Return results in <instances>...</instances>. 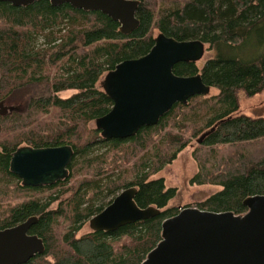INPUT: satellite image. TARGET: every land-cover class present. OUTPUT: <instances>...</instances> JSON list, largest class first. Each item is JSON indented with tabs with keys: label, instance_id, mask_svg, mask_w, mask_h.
<instances>
[{
	"label": "trees",
	"instance_id": "1",
	"mask_svg": "<svg viewBox=\"0 0 264 264\" xmlns=\"http://www.w3.org/2000/svg\"><path fill=\"white\" fill-rule=\"evenodd\" d=\"M139 1L140 26L130 34L122 33L120 23L100 11L68 3L54 6L49 0L19 7L0 1V100L20 108L0 115V198H23L11 208L0 207V230L36 217L30 233L45 244L44 253L24 264H141L162 240L163 221L180 211L167 208L178 189L167 187L164 178L151 177L188 146L181 132L190 130L191 124L194 137L215 128L200 143L208 149L214 167L201 163L191 183L222 188L196 207L241 215L248 211L246 198L264 195V157L239 152L235 158L219 160L217 155L219 146L264 139V117L239 114L237 95L239 90L249 96L264 90V0H163L160 7L154 0ZM156 30L178 40L209 44L215 56L202 68L193 62L179 63L174 72L201 73L219 93L177 103L157 125L145 126L133 137L104 139L90 123L107 114L113 101L98 83L119 63L150 52ZM256 33L261 38L258 54L247 58L237 53ZM39 39L43 40L40 46ZM39 88L45 90L40 93ZM69 90L75 93L60 97ZM170 123H174L170 129L177 128L181 134L171 130L163 134ZM157 136L162 137L160 144L149 150ZM63 145L74 149L70 175L63 181L24 186L10 170L11 157L19 147ZM78 172L88 176L67 188ZM64 186L57 194H43ZM130 187L137 188L140 207L154 205L163 212L114 232L77 236L86 221ZM67 193L70 196L52 209ZM62 220H68L69 226L58 235Z\"/></svg>",
	"mask_w": 264,
	"mask_h": 264
},
{
	"label": "water",
	"instance_id": "2",
	"mask_svg": "<svg viewBox=\"0 0 264 264\" xmlns=\"http://www.w3.org/2000/svg\"><path fill=\"white\" fill-rule=\"evenodd\" d=\"M13 6H28L39 0H0ZM85 11H100L120 23L124 34L140 26L139 0H49ZM206 53L199 39L178 40L160 32L146 55L128 59L108 71L101 87L113 101L111 110L95 120L104 139L130 138L145 126L157 125L177 104L195 96H208L212 87L202 74L178 75L179 63H198ZM19 108L0 101V115ZM215 128H212L214 131ZM204 133L200 144L212 132ZM74 156L71 145L19 147L12 155L10 170L24 186H51L67 179ZM137 188L119 192L113 201L90 220L92 231L114 232L119 228L160 215L154 205L142 208L136 202ZM245 214L215 212L186 207L162 224V240L141 264H264V195L244 200ZM36 217L0 230V264H24L45 251L44 240L30 233Z\"/></svg>",
	"mask_w": 264,
	"mask_h": 264
},
{
	"label": "rangeland",
	"instance_id": "3",
	"mask_svg": "<svg viewBox=\"0 0 264 264\" xmlns=\"http://www.w3.org/2000/svg\"><path fill=\"white\" fill-rule=\"evenodd\" d=\"M161 2L163 0H154V3L158 7H160ZM160 32L156 30L154 32V36L156 37ZM261 38L259 37V34H253L249 40L244 44L242 47L238 49L237 53L244 54L247 58H252L258 54V52L261 49ZM43 44V40L39 39L37 41V45L40 46ZM215 56V50L210 49V45L206 44V53L204 58L197 63V65L202 68L205 62ZM56 71V70H55ZM106 74V73H105ZM105 74L101 78V80L98 83V86L100 87V83L102 79L104 78ZM38 91L43 92L42 88L37 89ZM75 91L69 90L61 92L59 95L62 98H67L73 95ZM219 92L216 88H212L211 93L208 96H214L217 95ZM238 102H239V114H244L251 117H264V90L254 96H249L246 94L245 91L239 90L238 91ZM7 104H14L8 102ZM16 104V103H15ZM17 105V104H16ZM19 105V102H18ZM20 106L23 108L24 104L20 102ZM174 123L169 124V128L163 132H169V130L174 131L178 134H183L184 138L188 140V146L184 148L176 157L175 160L172 161V163L166 165L160 172L153 175L151 179H157V178H164L165 183L167 187H176L178 189V193L174 199H172L168 205L167 208H178L179 210L184 209L186 207H196L197 204L205 201L207 198H209L211 195L217 193L222 188L218 185L213 184H192L191 179L200 171V164L204 163L207 164L208 168L214 167V160L213 158L208 159L209 152L208 149L204 146L200 147V144L197 142V139L201 137L202 134H200L197 137L193 136L192 131V124L189 125V129L185 130L184 132H179L177 128L170 129V125H173ZM90 128L94 129L96 128L95 121L90 123ZM7 133V132H6ZM8 134V133H7ZM7 136V135H6ZM9 138H11V134L8 135ZM2 137H5L2 135ZM1 137V138H2ZM162 138V137H161ZM160 136L154 138V143H149L148 149H152L154 147V144H160L161 140ZM132 147V146H131ZM129 147V149L131 148ZM142 151V153L148 151ZM104 152V150H103ZM241 152L245 155H249V157H264V139L260 141H255L248 144H242V145H230V146H219L217 149V155L219 160L229 159L230 157L235 158L236 155ZM133 162V161H132ZM131 164V163H130ZM133 164V163H132ZM129 163L127 164V166ZM126 166V165H125ZM131 166V165H130ZM87 174L83 172H78L73 179L68 183V187H72V185H78L79 182L84 179ZM104 177V175L102 176ZM130 178V177H128ZM127 178V179H128ZM65 189L64 187H58L53 190H47L43 192L44 196H48L51 193L57 194L60 190ZM70 196V193H67L63 195L58 201H56L52 205V209H55L59 206L60 202H64L67 197ZM105 199V203H107L110 199ZM23 200L22 197L19 199H4L0 198V207L5 210L8 208H11L14 204L20 203ZM61 226L57 231L58 235H61L63 232H65L66 228L69 226V221L62 220L60 222ZM92 232L89 224V220L86 221L82 229L77 233V236L80 237L82 235L88 234ZM124 239L122 240V242ZM121 244V243H120Z\"/></svg>",
	"mask_w": 264,
	"mask_h": 264
},
{
	"label": "flooded vegetation",
	"instance_id": "4",
	"mask_svg": "<svg viewBox=\"0 0 264 264\" xmlns=\"http://www.w3.org/2000/svg\"><path fill=\"white\" fill-rule=\"evenodd\" d=\"M0 101H4L5 104L8 105V106H14V105H11V104H7L8 102H7L6 100H0ZM15 107H17V106H15ZM18 108H19V107H18ZM19 110H20V108H19ZM16 176H17V175H16ZM17 177H18V176H17ZM18 178H19V177H18ZM19 179H20V178H19ZM20 180H21V179H20ZM21 182H22V180H21ZM22 184H23V183H22ZM107 206H108V205H107ZM107 206H106V207H107ZM106 207H105V208H106ZM91 218H92V217H91ZM91 218L89 219V224H90V220H91ZM90 228H91V227H90ZM91 230H92V229H91ZM92 232H95V231H92Z\"/></svg>",
	"mask_w": 264,
	"mask_h": 264
}]
</instances>
